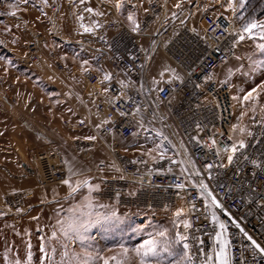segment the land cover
Masks as SVG:
<instances>
[{
  "label": "built area",
  "instance_id": "obj_1",
  "mask_svg": "<svg viewBox=\"0 0 264 264\" xmlns=\"http://www.w3.org/2000/svg\"><path fill=\"white\" fill-rule=\"evenodd\" d=\"M94 1L100 10V24L77 39L62 34L58 0H49L47 10L50 38L90 52L95 64L112 71L105 81L94 70L83 72L91 92L81 98L80 119L67 123L90 128L113 162L112 167L101 162L91 169L90 176L100 179L92 196L143 221L169 217L184 208L186 220L192 224L186 234L194 264H217L216 234L221 229L212 220L214 212L226 225L224 237L229 242L231 264H264V254L252 243L255 240L264 248V108L251 118L248 130L253 136L244 139L249 144L243 150L248 159L237 153L240 158L228 165L230 153L225 149L236 143L231 132L234 107L230 85L219 79L218 72L236 57L249 35L244 33L245 39L240 40L242 25L201 5L202 28L193 29L180 22V15L169 13L170 0H148L139 28L133 31L112 3ZM66 4L75 7L79 0H66ZM142 37L148 39L146 51L142 50ZM44 41L41 33H34L26 54L18 58L19 64L34 70H48L52 65L64 69L53 55L50 60L43 55ZM158 51L170 59L180 76L162 79L159 87L152 89L147 73ZM4 96L16 101L12 95ZM117 137L133 138L137 143L149 138L164 150L163 158L127 154L118 147ZM90 146L82 140L73 145L77 152ZM30 159L40 185L55 183L67 175L58 145L35 151ZM210 164L212 168L207 167ZM201 181L221 208L206 207L210 201L201 192ZM30 196L29 190H21L3 194L1 199L11 212L18 213ZM177 231L184 234L182 224Z\"/></svg>",
  "mask_w": 264,
  "mask_h": 264
},
{
  "label": "crops",
  "instance_id": "obj_2",
  "mask_svg": "<svg viewBox=\"0 0 264 264\" xmlns=\"http://www.w3.org/2000/svg\"><path fill=\"white\" fill-rule=\"evenodd\" d=\"M108 1L114 5L121 19L128 26L134 27L128 17L133 16L136 24L139 25L148 0ZM208 1L170 0L169 13L174 16L180 15L181 23L201 30L200 5L212 12H220L212 5L219 0H213L212 4ZM117 4L121 6L118 8ZM48 5L49 0L44 4L37 1L29 3L26 0H4L0 3V208H2L0 219L17 215L37 217L43 210L54 207L63 200L77 197L88 189L97 188L100 179L98 176L92 178L90 171L98 163L104 162L108 166H113L106 149L95 140L90 128H76L70 125L80 119L83 111L81 98L89 96L91 92L83 72L94 70L98 72L100 79L105 81V77L112 71L95 64L90 52L76 45L50 38L49 23H47ZM58 5V21L62 34L69 39H77L88 32L85 28L94 30L100 24V10L94 0H79V4L75 7H68L66 0H58ZM34 33H41L45 37L41 46L43 55L45 57L47 55L49 60L53 55L64 64L62 70L55 69L53 65L48 70L40 69L42 71L40 78L56 85L67 86L71 94L68 97L57 96L60 102L66 101L68 104L63 105L59 102L52 113H44V101L47 99H44L42 89L37 79L33 77V73L22 67L18 61V58L26 54L27 44ZM140 43L142 50L146 51L148 39L142 37ZM155 58L163 61L164 67L156 68ZM173 76H180L179 70L162 51L156 52L148 68L149 86L152 89L158 88L162 79ZM3 92L13 93L19 104L10 109V105L3 102ZM80 140L91 143V146L84 151H75L73 145ZM116 143L127 154L145 153L150 158L160 156L163 150L149 138L137 143L133 138L117 137ZM57 145L63 151L67 175L55 183L40 185L39 175L34 170L30 155L35 151H47ZM104 155L110 158L111 164L102 160L101 157ZM25 166L31 168V171ZM64 180H69L72 187L77 185L79 187L72 193L69 185L62 182ZM21 190H29L31 196L19 214L13 213L5 206L1 197L3 194ZM100 257L109 259L107 255ZM120 258L115 256V259L109 261H117Z\"/></svg>",
  "mask_w": 264,
  "mask_h": 264
},
{
  "label": "rangeland",
  "instance_id": "obj_3",
  "mask_svg": "<svg viewBox=\"0 0 264 264\" xmlns=\"http://www.w3.org/2000/svg\"><path fill=\"white\" fill-rule=\"evenodd\" d=\"M3 1L0 0V3ZM26 1L29 3L43 2V4L48 2V0ZM208 2L212 4L213 0ZM236 2L238 3V0ZM212 5L216 6L220 13L234 18L242 26L252 19L264 22V0L246 3L243 10L236 12L229 7V0H219ZM11 8L15 9V7ZM258 11H261L262 14L257 15ZM240 16H243L244 19H240ZM256 33L254 37L249 36L241 45L236 57L225 63L218 71L219 79L230 85L231 88L234 107L231 132L235 142L245 139L246 134H242L240 129L248 130L253 115L261 112L264 108V88L259 87L264 82V69L260 68V62L264 61V52L259 48V45L264 44V39H261L259 30H256ZM154 63H156V68L164 67L163 61L158 58L154 59ZM28 70L37 79V83L42 89L41 93H43L44 99H47L44 101V113H52L54 107L59 105L60 98L58 97L60 95L71 96L67 86L56 85L41 79L39 76L42 75L41 70H37L39 72L33 69ZM253 89H257V91L245 100L244 97ZM2 95L15 97L13 93L8 92H3ZM4 97L3 102L10 105V109L19 104L16 97L14 102H10ZM60 104L64 105L68 102H60ZM77 113L79 112L77 111ZM101 158L111 164L107 155ZM93 189H88L87 192L83 191L77 197L68 198L54 207L47 208L37 217L17 215L0 219V264H15L16 260H20L23 264L29 254L31 259L27 264H79L86 255L121 257L117 261L110 260L109 264H118V262L137 264L132 249L139 246L147 238L148 233L162 228H168L175 233L178 227L174 228L173 225H181V221L186 219L185 209L178 208L172 216L159 220L148 218L144 221L136 220L117 205L93 197L91 194ZM179 210H183L184 214L181 217H176L175 213ZM113 212L120 220L105 222L103 218ZM81 224L88 225L87 231L83 232L86 237L83 241L77 239L72 230L74 226ZM62 229L68 231L67 236L63 234ZM124 248L129 250L127 255H125ZM41 249L44 251L42 252ZM89 264H103V261L96 258L90 260Z\"/></svg>",
  "mask_w": 264,
  "mask_h": 264
},
{
  "label": "snow or ice",
  "instance_id": "obj_4",
  "mask_svg": "<svg viewBox=\"0 0 264 264\" xmlns=\"http://www.w3.org/2000/svg\"><path fill=\"white\" fill-rule=\"evenodd\" d=\"M246 3L247 0H238V3L236 2V0H229V7L234 12H236L237 10H243L246 7ZM120 6V4H117L118 8ZM89 11H91V9H89ZM239 18L242 20L244 19L243 16H240ZM128 19L133 22L134 27L132 30L136 31L139 28V25L136 24L134 17L130 15ZM89 30L90 29L85 28V31ZM256 30H259V33L261 34V39H264V22H258L254 19L247 21L243 25L242 33L240 34L239 39H245L244 33L248 34L250 37H254L257 34ZM259 48L262 52H264V44L259 45ZM260 68L264 69V61L260 62ZM105 79H110V77L106 76ZM259 87L264 88V82H262ZM256 91L257 89H253L251 92L248 93L247 96L244 97V99H249V97H251ZM240 131L242 134H246L248 137L253 136V133L247 130L246 128H241ZM213 143H215V141H213ZM248 147L249 144L246 143L244 139H240L238 142L233 143L230 149H225V151H228L230 153L227 156L228 165H231L234 162V158H240L237 156V153H240V156H242L244 160H247L248 156L243 152V150ZM160 154L161 158H163V150ZM252 163L255 164L256 161L253 160ZM207 167L212 168L213 165L210 164ZM62 182L66 185H69L72 193H74L77 190V187H79V185H77V187H72L69 180H64ZM177 187L182 188L183 185H177ZM200 189L202 194H204L206 198L210 201V204H207L206 207H222L221 203L217 200V198L212 194L211 191H209L208 185L203 183V181H201L200 183ZM183 214V210H179L175 213L176 217H181ZM103 219L105 220V222L120 220V218L117 217L114 212L108 216H105ZM212 220L214 223H218L219 228L221 229V231L216 234V242L219 245V250L215 253L217 264H231L232 258L229 255V242L224 237V233L226 232V225L223 222L218 221V218L214 212L212 213ZM181 223L184 229V234L179 231L173 233L168 228H162L154 232L148 233L147 238L144 239V241L139 246L132 249V252H134L135 254L137 264H194L192 256L189 255L190 244L188 243L189 237L186 234L187 231L192 228V224L186 219L181 221ZM179 226L180 225L176 224L173 225L174 228ZM236 226L239 227V225ZM87 227L88 225L83 224L73 227L72 230L75 232L77 239H80L81 241L86 239V237L83 235V232L87 231ZM62 231L65 236L68 235L67 230L62 229ZM241 231H243V229H241ZM244 234L247 236L246 232ZM248 239L252 240V237L248 236ZM252 243L255 248L260 251L261 254H264V248H262L258 243H256L255 240H252ZM121 247L124 246L121 245ZM41 251L43 252L44 249H41ZM53 251L55 250L53 249ZM128 251L129 250L127 248H124L125 255L128 254ZM64 255L66 256L67 253L65 252ZM96 258L102 259L103 264H109V259H115V257L105 259L100 256L91 257L90 255H86V257L82 259L79 264H89L90 260ZM30 259L31 256L29 254L23 264H27ZM208 259L211 260V257H209ZM15 264H22V262L20 260H16ZM118 264H121V262H118Z\"/></svg>",
  "mask_w": 264,
  "mask_h": 264
},
{
  "label": "trees",
  "instance_id": "obj_5",
  "mask_svg": "<svg viewBox=\"0 0 264 264\" xmlns=\"http://www.w3.org/2000/svg\"><path fill=\"white\" fill-rule=\"evenodd\" d=\"M254 1H256V0H247V4L250 3V2H254ZM261 14H262V12L261 11H258V14L257 15H261Z\"/></svg>",
  "mask_w": 264,
  "mask_h": 264
},
{
  "label": "water",
  "instance_id": "obj_6",
  "mask_svg": "<svg viewBox=\"0 0 264 264\" xmlns=\"http://www.w3.org/2000/svg\"><path fill=\"white\" fill-rule=\"evenodd\" d=\"M26 167V166H25ZM29 171H31V168H29V167H26Z\"/></svg>",
  "mask_w": 264,
  "mask_h": 264
}]
</instances>
